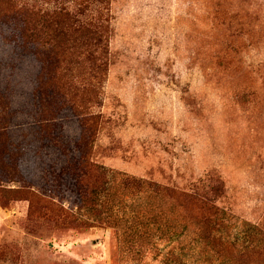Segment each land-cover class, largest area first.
Masks as SVG:
<instances>
[{
  "label": "rangeland",
  "instance_id": "rangeland-1",
  "mask_svg": "<svg viewBox=\"0 0 264 264\" xmlns=\"http://www.w3.org/2000/svg\"><path fill=\"white\" fill-rule=\"evenodd\" d=\"M23 20L74 25L54 55ZM0 49L60 61L16 122L0 105L21 157L0 163V264H228L200 221L264 231V0H0ZM80 150L107 175L86 208L55 179Z\"/></svg>",
  "mask_w": 264,
  "mask_h": 264
},
{
  "label": "trees",
  "instance_id": "trees-1",
  "mask_svg": "<svg viewBox=\"0 0 264 264\" xmlns=\"http://www.w3.org/2000/svg\"><path fill=\"white\" fill-rule=\"evenodd\" d=\"M33 15V14H31ZM63 23L61 29H58V24ZM41 25V26H39ZM74 22H29L28 20H23L21 22L20 34L23 42L31 45H37L39 41H43L47 45V51L49 54L55 55L57 38L64 39L73 30ZM248 38H251V33L248 32ZM65 50V49H64ZM66 51V50H65ZM228 51L233 52V49ZM2 50L0 49V53ZM48 56V55H47ZM54 58V57H53ZM51 58L50 60H45L40 58L38 54H34V61L29 59L18 58L12 61V57L7 56L3 52L0 54V105L1 102L5 101V110L7 111V116L9 117V122H16L17 115L20 114L18 111V106L27 97V90L31 85L30 74L34 70L36 62H39L40 73L37 78L42 83L50 85L56 80V73L59 70L60 61L57 58ZM11 62V63H10ZM11 65H10V64ZM10 65V71H7V67ZM67 88H72V81H67L62 84ZM5 111V112H6ZM11 119V120H10ZM16 119V120H15ZM56 118H51L49 120L54 121ZM8 123V122H7ZM11 124H5L2 128L7 130L10 129ZM81 140V138H80ZM34 140L29 141V154H31L33 148ZM9 148L15 149L14 144H9ZM4 150L0 152V163L4 164L9 161L14 171L18 172L19 162L21 160L20 155L13 153L12 150ZM71 172L56 174L55 179L63 176L64 174L71 176L75 184H82L83 194L79 193V207H91L93 205L91 194L98 195L104 190L107 184V175L103 172L101 168L94 167L87 161V153L79 151V155ZM52 170V168H51ZM189 200L195 202V195L189 196ZM188 203L187 201H185ZM208 202V201H206ZM190 203V202H189ZM207 204V203H204ZM211 205V204H210ZM179 207L182 208L181 203ZM211 205V209H212ZM203 225L212 227V233L208 234L206 239H211L217 246H226L231 252L227 256L228 264H264V231L256 229L254 231H249L243 229L241 233L235 236L229 235L231 227L228 221L224 217L217 216L213 219L211 224L203 220L199 222Z\"/></svg>",
  "mask_w": 264,
  "mask_h": 264
}]
</instances>
